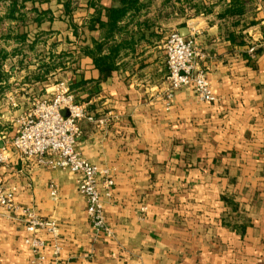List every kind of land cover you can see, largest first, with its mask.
I'll return each mask as SVG.
<instances>
[{
    "label": "crops",
    "instance_id": "obj_1",
    "mask_svg": "<svg viewBox=\"0 0 264 264\" xmlns=\"http://www.w3.org/2000/svg\"><path fill=\"white\" fill-rule=\"evenodd\" d=\"M173 31L196 35L216 103L187 87L166 108ZM0 59V175L56 224L36 235L49 264L55 244L62 264H264V0H0ZM59 84L94 117L77 151L113 173L109 233L92 229L80 175L12 147L20 116ZM33 237L1 213L0 264H32Z\"/></svg>",
    "mask_w": 264,
    "mask_h": 264
},
{
    "label": "built area",
    "instance_id": "obj_2",
    "mask_svg": "<svg viewBox=\"0 0 264 264\" xmlns=\"http://www.w3.org/2000/svg\"><path fill=\"white\" fill-rule=\"evenodd\" d=\"M164 48L169 83V90L164 97L166 108L171 107L175 92L187 87L193 88L202 102L216 103L218 99L207 73L198 69L200 54L196 46V35L191 32L189 37H183L178 31H173L167 37ZM250 53L254 55L255 48ZM63 112H67V116ZM84 120L94 121V117L87 113L83 104L77 102L72 92L59 84L52 99L37 101L20 116L12 147L26 161L35 162L52 171H69L80 175L78 192L86 201L90 225L95 232L109 233L104 219L103 199L112 197L115 181L110 169L89 162L77 151V142L83 134L81 122ZM99 122L106 125L108 121L100 119ZM6 160L5 148H0V164ZM15 196L16 191L7 188L0 175V215L19 213L27 233L34 236L32 241H27L32 244L34 251L32 264H49V259L42 253L47 243L36 235L44 231L55 236L56 224L29 209L20 208L15 202ZM51 196H58L54 185H51ZM59 253L60 247L55 244L50 264H62L58 260Z\"/></svg>",
    "mask_w": 264,
    "mask_h": 264
},
{
    "label": "trees",
    "instance_id": "obj_3",
    "mask_svg": "<svg viewBox=\"0 0 264 264\" xmlns=\"http://www.w3.org/2000/svg\"><path fill=\"white\" fill-rule=\"evenodd\" d=\"M11 1H12V4H14V5H17L18 4V0H11ZM114 14H117V13L116 12H112L111 13V15H112L111 17H113ZM1 61L2 60L0 59V64H1ZM0 78H1V75H0Z\"/></svg>",
    "mask_w": 264,
    "mask_h": 264
},
{
    "label": "water",
    "instance_id": "obj_4",
    "mask_svg": "<svg viewBox=\"0 0 264 264\" xmlns=\"http://www.w3.org/2000/svg\"><path fill=\"white\" fill-rule=\"evenodd\" d=\"M183 37H186V36H184L183 34H181ZM63 114L65 115V116H67V112H63Z\"/></svg>",
    "mask_w": 264,
    "mask_h": 264
},
{
    "label": "rangeland",
    "instance_id": "obj_5",
    "mask_svg": "<svg viewBox=\"0 0 264 264\" xmlns=\"http://www.w3.org/2000/svg\"><path fill=\"white\" fill-rule=\"evenodd\" d=\"M5 1V0H4ZM6 1H8V2H11L12 3V1L11 0H6Z\"/></svg>",
    "mask_w": 264,
    "mask_h": 264
}]
</instances>
